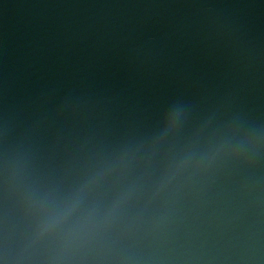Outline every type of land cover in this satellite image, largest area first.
I'll use <instances>...</instances> for the list:
<instances>
[{
	"label": "water",
	"instance_id": "95a60500",
	"mask_svg": "<svg viewBox=\"0 0 264 264\" xmlns=\"http://www.w3.org/2000/svg\"><path fill=\"white\" fill-rule=\"evenodd\" d=\"M0 264H264V0H0Z\"/></svg>",
	"mask_w": 264,
	"mask_h": 264
}]
</instances>
